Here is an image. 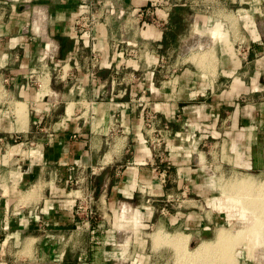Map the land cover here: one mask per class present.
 <instances>
[{
    "label": "crops",
    "instance_id": "0c3cea01",
    "mask_svg": "<svg viewBox=\"0 0 264 264\" xmlns=\"http://www.w3.org/2000/svg\"><path fill=\"white\" fill-rule=\"evenodd\" d=\"M179 1L0 0V264H144L151 221L177 250L222 218L212 169L264 174V21L230 26L235 55L220 23L174 34Z\"/></svg>",
    "mask_w": 264,
    "mask_h": 264
},
{
    "label": "rangeland",
    "instance_id": "374dc122",
    "mask_svg": "<svg viewBox=\"0 0 264 264\" xmlns=\"http://www.w3.org/2000/svg\"><path fill=\"white\" fill-rule=\"evenodd\" d=\"M179 3L184 4V6H180L172 15L174 34L183 35L187 31V27L192 23L201 22L208 28L220 23L222 31L216 32L215 37L217 40L222 41L224 47L230 52H234L235 55L241 50V46H234L230 41V34L231 32L233 33L230 26H234L236 22H239L241 15L243 22H247L245 10H249L250 6L256 9V13L249 12L248 15H253V20L255 21L257 18L259 24L264 21V0H180ZM241 9L243 11L242 14L235 13L236 10ZM225 25L228 29H225ZM204 28L202 29L203 33L200 31L202 36L207 34L205 31L207 29L204 30ZM16 143L17 141L13 140L10 145ZM211 171L217 178L216 184L219 182L217 185L219 195L215 196L220 197L221 200H211L209 204H211L212 210L221 212L222 218H216L217 222L214 223L211 217L212 226L202 234L194 235L189 232L190 230L180 232V235H187V239L179 236L185 242L179 243V245L182 244L184 246L181 245L182 247H178V250L173 247L172 243L166 241L168 236L179 232L176 233L168 228L156 227L154 221H151L145 229L146 238L143 236L142 240L147 243L151 242V251L154 252V256L149 253L144 264H179L180 260L177 262V259H181L180 257L182 256L184 257L182 264H192L187 256H190V252L194 247L204 241L213 242L211 244L212 247L210 246V251L217 248L216 251L219 252V256H227L226 254H228L225 259L226 261L228 260L229 264H264V174L257 176L256 173L252 174L254 172L245 171L241 168L212 169ZM241 183H246L247 189L244 185L240 187ZM260 200L263 205L261 203L258 204ZM262 206L263 209L261 210L260 207ZM218 232L223 234L224 240L219 242L217 246L215 241L217 240ZM156 234L161 237L159 241H154V235ZM164 238L167 240H164ZM175 239H178V237ZM223 245H225L224 252L222 250ZM218 247H221V249L219 248L218 250ZM146 250L147 248L144 251L147 252ZM183 250L189 255L187 253H183L187 254L185 256L181 255ZM7 252L3 259V264H74L76 257L75 252L69 249L65 255L63 254L60 257L53 256L47 249H43L40 254L32 242L19 243L16 248L12 247ZM220 252L224 254L222 255ZM221 257L219 258L223 260V257ZM186 261H189V263Z\"/></svg>",
    "mask_w": 264,
    "mask_h": 264
},
{
    "label": "bare ground",
    "instance_id": "6f19581e",
    "mask_svg": "<svg viewBox=\"0 0 264 264\" xmlns=\"http://www.w3.org/2000/svg\"><path fill=\"white\" fill-rule=\"evenodd\" d=\"M243 182V181H242ZM246 182L248 183V181L246 180ZM251 182V181H250ZM252 183V182H251ZM242 184V183H241ZM240 184V185H241ZM246 184V183H245ZM245 184L243 183L240 187H243V185L245 186ZM247 185V184H246ZM239 187V188H240ZM245 188H246V186H245ZM242 189V188H241ZM247 189V188H246ZM244 190V189H243ZM246 191V190H245ZM239 192V191H238ZM241 192V191H240ZM242 193V192H241ZM264 201V200H263ZM261 203V205H263L262 204V201L260 200V202L258 203V204H260ZM257 206H259V205H257ZM264 206V205H263ZM263 206L262 207H260L261 208V210L263 209ZM260 210V211H261ZM219 233V234H218ZM217 233V240L215 241V242H217V246H218V243L219 242H221V241H223L224 239H223V234H221L220 232H218ZM184 238V237H183ZM183 238H181V237H178V239H172V240H174L175 242H176V244H177V241H178V245H179V243H183V242H185V240H183ZM170 239V240H171ZM184 239H186V237L184 238ZM183 241V242H182ZM213 242H202V243H200L198 246H196L193 250H191V252H190V256H187V257H189L190 258V262H192V264H229V262H228V260L226 261V257L228 256V254H226L227 256H225V255H223L224 253H221L220 252V254H222L223 256V260H221L219 257H221V255L219 256V252L218 251H216V249H215V251H213L214 249H212V251H210V249H211V244H212ZM175 244V245H176ZM215 244V243H214ZM220 244H222V243H220ZM182 245V244H181ZM184 246V245H183ZM211 246V247H210ZM217 246H215V247H217ZM182 247V246H181ZM222 247V246H221ZM221 247H218V250H219V248L221 249ZM224 247H225V245H223V247H222V250H223V252H224ZM250 247V246H249ZM179 248H180V245H179ZM226 248H227V245H226ZM246 249H248V248H246ZM177 250H178V248H177ZM180 250H182V249H180ZM178 252H180V251H178ZM217 252V253H216ZM183 253H187L186 251H184L183 250V252H181V255L183 254ZM188 254V253H187ZM187 254H183L184 256L185 255H187ZM179 255H180V253H179ZM189 255V254H188ZM225 256V257H224ZM180 257V256H179ZM178 257V258H179ZM186 257V258H187ZM221 257V258H222ZM181 259H177V262H178V260H180V262H179V264L181 263L182 264V262H183V259H184V257L182 256V257H180ZM231 259V258H230ZM186 260V259H185ZM185 260H184V262H185ZM220 260V261H219ZM227 263H226V262ZM187 262V261H186ZM230 262H232L231 260H230ZM187 263H189V261L187 262ZM184 264V263H183Z\"/></svg>",
    "mask_w": 264,
    "mask_h": 264
},
{
    "label": "built area",
    "instance_id": "2783aa9c",
    "mask_svg": "<svg viewBox=\"0 0 264 264\" xmlns=\"http://www.w3.org/2000/svg\"><path fill=\"white\" fill-rule=\"evenodd\" d=\"M16 141V140H15ZM77 209L79 211H84L86 216H90L93 214V210L91 207V198H85L83 201H80L77 205Z\"/></svg>",
    "mask_w": 264,
    "mask_h": 264
}]
</instances>
